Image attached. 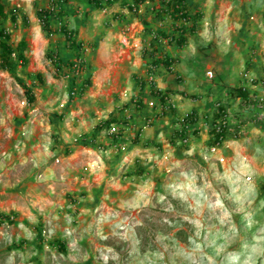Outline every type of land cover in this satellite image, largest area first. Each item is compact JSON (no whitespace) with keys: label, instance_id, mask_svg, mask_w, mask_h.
<instances>
[{"label":"rangeland","instance_id":"1","mask_svg":"<svg viewBox=\"0 0 264 264\" xmlns=\"http://www.w3.org/2000/svg\"><path fill=\"white\" fill-rule=\"evenodd\" d=\"M162 1L0 0V29L25 43V63L0 68V264H264V0H188L202 19L182 47L153 39L171 32ZM61 25L82 47L74 78ZM162 56L170 70L151 65ZM110 118L125 120L117 146L95 131Z\"/></svg>","mask_w":264,"mask_h":264},{"label":"trees","instance_id":"2","mask_svg":"<svg viewBox=\"0 0 264 264\" xmlns=\"http://www.w3.org/2000/svg\"><path fill=\"white\" fill-rule=\"evenodd\" d=\"M90 6L96 8L97 10H105L106 8L112 7L116 2L120 1V4L123 7H127L129 10L135 12L136 8L139 4L143 3V0H132V3L125 0H85ZM163 11L164 13L170 18L171 20V32L167 33L165 31L157 30L154 35V40L164 39L168 43L174 44L178 47H182L187 41V35L193 34L197 31L198 23L202 19V13L200 11L191 12L189 9L188 0H163ZM58 6V13L61 14L60 5ZM3 6L0 4V17H4ZM54 13L52 10H40L39 12V19L42 22V30L44 32H48L49 34L54 31L51 27L50 19ZM58 33L62 34L67 48L73 52V58L65 63H63V67L66 68V72L69 75L70 73L73 74V78L76 73L83 71L85 67L84 60L82 57V47L81 44L75 38V32L70 31L66 28L65 25H61L58 29ZM9 34L5 32L4 29H0V68L4 71H11L14 69L15 60L20 61L21 63H25V58L22 53V48L25 47L24 42H20L16 48H13L9 43ZM153 44V41L152 43ZM150 44V45H151ZM154 46V45H152ZM153 49V48H152ZM151 51V50H150ZM153 52V50H152ZM15 57V58H13ZM173 61L171 58L168 57H158L153 58L151 60V65L154 67H158L160 65L164 66L166 69L170 70ZM38 78L40 79V75L37 74ZM72 78V80H73ZM72 83V82H71ZM89 84L88 80H85L83 85ZM26 99L29 103H32L34 98L31 93V90L22 85ZM78 93L83 91V86L78 88ZM154 96L157 97L160 103H164L165 99L167 98L166 92H152ZM229 95L232 97H237L240 100V103L247 104L251 102L249 97V92L244 88H232L229 90ZM138 108H141L142 105L137 103ZM212 123L213 125L218 124L219 129L216 131L215 128H211L209 130L210 139H209V146L210 147H219L221 146L223 140L227 134V120L226 115L227 111L225 107L218 103V107L212 111ZM157 116V114H155ZM195 117V114L191 112L188 114L183 120V125L186 126L187 123H191ZM149 120V119H148ZM125 120L117 119V118H110L103 122L102 124L98 125L95 128L96 133L101 130L109 131L113 124H120L124 123ZM196 133V130L194 131ZM184 131L181 130L180 135L183 137ZM110 135V142L114 145H120L121 136L120 134L116 133H109ZM139 136V131L136 132L134 142L137 141ZM8 221L10 219L8 218ZM1 223V222H0ZM57 247L59 249H63V245L57 241Z\"/></svg>","mask_w":264,"mask_h":264},{"label":"built area","instance_id":"3","mask_svg":"<svg viewBox=\"0 0 264 264\" xmlns=\"http://www.w3.org/2000/svg\"><path fill=\"white\" fill-rule=\"evenodd\" d=\"M210 76H211V74H210ZM245 77H247V75H245ZM171 103L172 102L168 98H166L164 103H160V106H159V109H158L159 113L162 114L163 111L170 110V108L173 107V105ZM148 104H149L150 107L154 106V104L152 102H149ZM210 127L211 128H215L216 131L219 129V125L218 124L212 125ZM109 131H110L109 133H114L115 132V128L112 126ZM215 148L216 147H212L211 150L215 151Z\"/></svg>","mask_w":264,"mask_h":264},{"label":"clouds","instance_id":"4","mask_svg":"<svg viewBox=\"0 0 264 264\" xmlns=\"http://www.w3.org/2000/svg\"><path fill=\"white\" fill-rule=\"evenodd\" d=\"M212 125H213V124H212ZM212 125H211V126H212ZM210 129H211V128H210ZM211 148H212V147H211ZM216 148H219V147H216Z\"/></svg>","mask_w":264,"mask_h":264}]
</instances>
